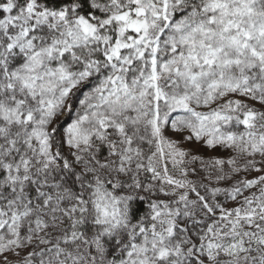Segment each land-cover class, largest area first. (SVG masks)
Segmentation results:
<instances>
[{
	"label": "snow or ice",
	"instance_id": "1",
	"mask_svg": "<svg viewBox=\"0 0 264 264\" xmlns=\"http://www.w3.org/2000/svg\"><path fill=\"white\" fill-rule=\"evenodd\" d=\"M0 264H264V0H0Z\"/></svg>",
	"mask_w": 264,
	"mask_h": 264
}]
</instances>
